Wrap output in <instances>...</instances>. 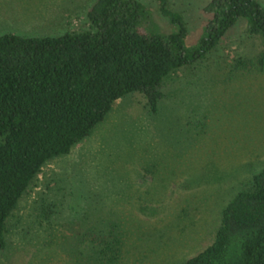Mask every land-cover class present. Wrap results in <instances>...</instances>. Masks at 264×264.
Instances as JSON below:
<instances>
[{"label":"rangeland","instance_id":"rangeland-1","mask_svg":"<svg viewBox=\"0 0 264 264\" xmlns=\"http://www.w3.org/2000/svg\"><path fill=\"white\" fill-rule=\"evenodd\" d=\"M136 1L146 34L176 32L172 19L181 20L188 54L212 17L213 0H162L166 11L161 0ZM94 2L0 0V34L84 29ZM246 25L239 18L203 57L169 73L155 113L142 92L128 93L49 162L7 221L0 264H95L80 233L106 224L124 238L116 264H182L210 244L223 207L264 169V70L236 65L264 45Z\"/></svg>","mask_w":264,"mask_h":264},{"label":"trees","instance_id":"trees-1","mask_svg":"<svg viewBox=\"0 0 264 264\" xmlns=\"http://www.w3.org/2000/svg\"><path fill=\"white\" fill-rule=\"evenodd\" d=\"M205 10L212 17L192 54L179 18L176 32L146 34L148 14L136 0H95L86 28L57 36L0 34V249L37 175L88 137L115 101L140 91L155 113L165 77L203 57L239 18L264 45V7L255 0H213ZM236 65L264 70V48ZM119 227L83 229L78 246L95 264H116L124 251ZM182 264H264V169L223 207L211 243Z\"/></svg>","mask_w":264,"mask_h":264}]
</instances>
